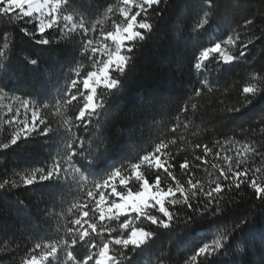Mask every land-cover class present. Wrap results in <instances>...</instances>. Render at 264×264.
I'll return each mask as SVG.
<instances>
[{
  "label": "snow or ice",
  "instance_id": "6c2138e0",
  "mask_svg": "<svg viewBox=\"0 0 264 264\" xmlns=\"http://www.w3.org/2000/svg\"><path fill=\"white\" fill-rule=\"evenodd\" d=\"M169 13L177 50L171 63L184 77V95L177 100L170 93L157 105L160 119L150 122L155 136L150 150L93 177L90 168L111 147L97 119L103 96L119 85L134 49ZM0 17L9 26L0 27V124L6 126L0 128V163L5 165L0 196H17L18 189L40 184L52 195L78 193L59 213L45 207L35 227L46 230L55 219L54 233L42 235L31 231L32 223L21 224L23 249L5 242L4 251L19 253L16 264H142L140 254L155 228L220 217L227 219L212 226L211 237L184 253L179 264H264V47L255 56L250 50L264 40V0H104L95 8L80 0H0ZM258 21L259 35H253ZM213 24L222 38L196 43ZM9 28L52 54L23 56L25 71L14 62L15 33ZM257 58L259 67L253 64ZM213 64L219 75L209 71ZM230 71L235 74L229 76ZM257 102L261 107L248 123L224 130ZM172 103L174 117L168 115ZM205 107L213 115L202 132L216 138L191 145L193 160L179 163L178 178L171 149L179 143L184 147L178 151L188 150L185 133L201 131ZM30 140L52 143L55 151L30 169L8 166L7 150ZM202 165L207 181L195 174ZM244 192L251 208L235 214ZM9 227L15 225L0 221V230ZM151 264L176 262L161 252Z\"/></svg>",
  "mask_w": 264,
  "mask_h": 264
},
{
  "label": "trees",
  "instance_id": "16d2710c",
  "mask_svg": "<svg viewBox=\"0 0 264 264\" xmlns=\"http://www.w3.org/2000/svg\"><path fill=\"white\" fill-rule=\"evenodd\" d=\"M110 2L115 3V0H110ZM257 2L258 0H253L254 4ZM80 3L82 6L95 8L98 5H103L104 0H80ZM255 11L256 8L253 7L248 14L251 15ZM95 18L94 16L93 19ZM234 18L239 23H243L240 14H237ZM171 19L172 13H169V18L166 21L160 22L152 34L147 36L144 41L139 42V47L134 49L132 60L127 69L122 75H119V85L112 90H107L103 96V108L100 110L97 119L102 122L104 137L108 139L111 147L105 158L99 164L90 168L93 177L103 175L111 167L119 164L122 159L135 155L138 151L142 153L143 150H150V145L155 139L150 122L153 117L160 119V114L155 110L157 105L170 93L175 95L177 100H180L184 95V77L176 75L171 63L177 52L172 46ZM185 23L188 24L190 21H185ZM0 27H9L6 18L0 17ZM9 30L15 33L14 62L25 71H28V68L22 59L23 56L29 55L33 58L46 59L52 54L51 50L36 44L23 33H20L18 29L9 28ZM251 32L253 35H259V21L257 25L253 26ZM217 38L222 37L218 26L213 24L200 34L196 43L206 44ZM260 47H264V40L256 41L255 46L250 49L252 56L256 55ZM249 59L251 60L252 57L250 56ZM258 60L259 58L253 61V64H256L257 67H259ZM209 71L219 75L216 73L214 64L209 65ZM234 74L233 71L229 72V76ZM227 78L225 77V79ZM173 82H177L174 87ZM53 95H55V92H53ZM201 103L206 104L207 102L201 101ZM260 107L259 102L250 105L242 113L236 114L224 130L233 131L235 128L248 123ZM175 109L176 104H170L168 115L174 117L176 115ZM202 111L204 113L202 116L203 124H201L200 119H197V123L201 124V131L198 132L193 129L191 132L185 133L188 150L178 151V149L184 147L179 143L171 149L177 165L176 174L178 178L182 177L178 167L179 163L183 162L185 158L190 161L193 160L194 153L191 150V145L210 142L216 138L215 136H206L202 132L203 126H210L209 122L212 120L213 109L205 107ZM57 120H59V117H57ZM167 126L171 127L170 124ZM3 127L6 126L0 124V128ZM181 132H184V130L181 129ZM2 138L3 132H0V139ZM54 151L55 147L52 143H45L43 140H30L21 146L10 147L7 150L5 159L8 166L18 169H30L41 164ZM0 155H3V152H0ZM213 162L209 158V171H211L210 165ZM195 163L199 162L196 161ZM4 166L3 163H0V168ZM195 174L205 181L208 179L203 165ZM184 178L186 179V177ZM77 195L78 193L75 191L70 196L64 192H57L52 195L49 186L40 184L18 189L17 196L12 194L0 196V221L15 225V227L0 230V264H16L19 253H9L4 251V248L7 241V247H13L16 243H20L21 249H23L26 237L21 236V232L26 230L20 228L21 224L32 223L31 231H41L42 235L54 233L57 227L55 219L49 221L46 230L35 227L36 222L44 218L45 207L54 208L59 213L62 209H66L67 203ZM242 195L244 198L241 200L240 206L233 210L235 214L251 208V198L248 192H244ZM17 199L22 200L23 205L18 203ZM4 212H8V217H5ZM226 219L227 217L212 218L207 221L198 220L188 226L175 225L169 228H155V235L146 246V251L140 254L142 264H151L152 258L161 252L169 253L170 258L176 264H179V260L184 253L211 237L212 226L224 222ZM60 223H63V221H60Z\"/></svg>",
  "mask_w": 264,
  "mask_h": 264
}]
</instances>
